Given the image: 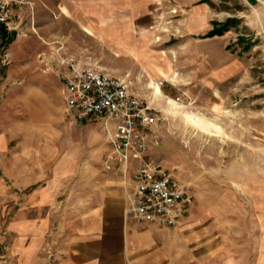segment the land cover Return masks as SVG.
I'll use <instances>...</instances> for the list:
<instances>
[{"label": "rangeland", "instance_id": "374dc122", "mask_svg": "<svg viewBox=\"0 0 264 264\" xmlns=\"http://www.w3.org/2000/svg\"><path fill=\"white\" fill-rule=\"evenodd\" d=\"M14 12L21 27L4 42L34 33L36 16L51 17L50 34L64 37L67 53L124 76L160 109L153 127L159 143L148 157L193 193L184 220L194 225L199 248L214 245L198 257L264 262V0H65L64 10ZM213 28L222 34L206 36ZM69 121L78 125L75 137L85 132L87 157L105 153L92 141L90 122ZM62 197L53 217L37 218V249L29 248L36 240H21L0 222V264H65V226L83 221L77 201Z\"/></svg>", "mask_w": 264, "mask_h": 264}, {"label": "crops", "instance_id": "0c3cea01", "mask_svg": "<svg viewBox=\"0 0 264 264\" xmlns=\"http://www.w3.org/2000/svg\"><path fill=\"white\" fill-rule=\"evenodd\" d=\"M11 4L14 11L65 9V0ZM32 26L36 32L7 43L3 39L9 33L0 29V59L5 54L9 61L2 67L0 81V222L12 224L19 239L36 240L29 248L37 249V218L53 217L54 203L63 195L62 202L77 201L81 213L76 211V216L83 221L65 226V264H214L212 258L198 257L200 249L213 250L214 245L199 248L197 232L191 221L184 220L186 216L173 226L140 225L125 218L124 179L117 162L105 168L103 155L110 146L101 122L86 120L92 141L98 139L106 151L101 155L98 149L93 158V153L87 157L85 132L79 129L75 137L72 127L78 125L65 113L59 76L39 62L38 54L50 49L46 42L64 37L55 31L50 34L55 29L51 17L36 16ZM221 261L246 264L244 257L227 256ZM252 264H264L262 257Z\"/></svg>", "mask_w": 264, "mask_h": 264}, {"label": "built area", "instance_id": "2783aa9c", "mask_svg": "<svg viewBox=\"0 0 264 264\" xmlns=\"http://www.w3.org/2000/svg\"><path fill=\"white\" fill-rule=\"evenodd\" d=\"M12 1L0 0V29L8 33L18 32L21 27L14 21ZM32 31L36 32L33 26ZM46 44L50 49L38 54V59L44 69L56 71L59 76L66 115L79 121H101L110 146L105 168L111 169L118 162L124 179L125 218L158 226L177 224L189 212L194 196L168 167L148 157L159 143L153 127L162 120L160 109L137 94L125 77L67 53L62 37ZM8 63L3 54L0 81L2 67ZM133 161L137 162L134 166Z\"/></svg>", "mask_w": 264, "mask_h": 264}, {"label": "trees", "instance_id": "16d2710c", "mask_svg": "<svg viewBox=\"0 0 264 264\" xmlns=\"http://www.w3.org/2000/svg\"><path fill=\"white\" fill-rule=\"evenodd\" d=\"M220 34H222L221 29L213 28V29L209 30V32L206 33V36L210 37V36L220 35Z\"/></svg>", "mask_w": 264, "mask_h": 264}, {"label": "bare ground", "instance_id": "6f19581e", "mask_svg": "<svg viewBox=\"0 0 264 264\" xmlns=\"http://www.w3.org/2000/svg\"><path fill=\"white\" fill-rule=\"evenodd\" d=\"M156 92H159V88L158 87H156Z\"/></svg>", "mask_w": 264, "mask_h": 264}]
</instances>
